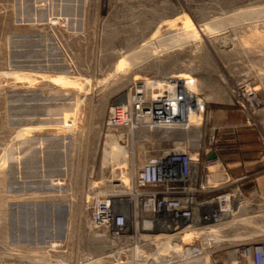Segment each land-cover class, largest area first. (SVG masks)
<instances>
[{"label":"rangeland","instance_id":"rangeland-1","mask_svg":"<svg viewBox=\"0 0 264 264\" xmlns=\"http://www.w3.org/2000/svg\"><path fill=\"white\" fill-rule=\"evenodd\" d=\"M171 77L196 81L200 127L107 128L137 82ZM205 134L255 163L225 239H264V0H0V264L97 258L109 246L88 222L92 194ZM208 251L193 264H214Z\"/></svg>","mask_w":264,"mask_h":264},{"label":"built area","instance_id":"built-area-1","mask_svg":"<svg viewBox=\"0 0 264 264\" xmlns=\"http://www.w3.org/2000/svg\"><path fill=\"white\" fill-rule=\"evenodd\" d=\"M159 83L137 82L125 102L111 109L107 128L132 134L191 132L197 127L194 119L200 127L204 106L196 81L171 77L162 90ZM215 143L214 134H205L196 148L175 143L151 158L130 183L92 194L88 222L109 248L97 258L92 255L87 264H170L176 257L171 246L194 256L184 261L188 264L197 263L209 248L217 250L214 264H264V239L234 243L224 237L227 225L237 222L241 185L250 177H229ZM212 155L217 158L210 160ZM167 239L170 249L165 251L160 244Z\"/></svg>","mask_w":264,"mask_h":264},{"label":"bare ground","instance_id":"bare-ground-1","mask_svg":"<svg viewBox=\"0 0 264 264\" xmlns=\"http://www.w3.org/2000/svg\"><path fill=\"white\" fill-rule=\"evenodd\" d=\"M163 86H164V83H162V82H160L159 83V88L162 90V88H163ZM193 123H195L196 124V126L198 127V125H199V120H197V119H194L193 121H192ZM196 129V128H195ZM196 131H198L199 132V130H196ZM118 137V136H117ZM121 137V136H120ZM109 138V137H108ZM123 139V138H122ZM128 139V138H127ZM112 141H114V142H116L117 144H118V141L116 140V139H114V138H112L111 139ZM120 141V140H119ZM118 145H120V144H118ZM157 149H158V147H157ZM108 150V152H107V154H109L110 155V157L112 156V155H114V154H120V152L121 153H123L122 155H121V158L124 160V165H127L128 166V157H129V152L127 151V150H124L123 148H118V150L117 151H115V153L113 152L114 150H112V148H110V151H109V149H107ZM128 152V153H127ZM149 153V152H148ZM106 154V153H105ZM153 155V154H152ZM155 155V154H154ZM147 160V159H146ZM125 179V178H124ZM58 184H60V183H58ZM249 220V219H248ZM242 221H244V220H242ZM235 221H232V223H234ZM162 247L164 248V250L165 251H168L169 249H170V245H169V239H167L164 243H162L161 242V244H160V248L162 249ZM163 250V249H162ZM170 250H172L173 252H174V254L176 255V257L175 258H173V259H169L170 261H169V263L170 264H172V263H177V262H182V264H184L185 262L184 261H188V260H191V259H193L194 258V256H189L188 254H186V255H183V253L181 252V251H179V249H177L175 246H171V249ZM190 253V252H189ZM208 256H209V252H207L206 253V255H205V257L208 259ZM166 261H168V260H166ZM198 262H200V259L198 260ZM175 263V264H176ZM187 263V262H186ZM157 264H159V263H157ZM160 264H163V263H160ZM165 264V263H164Z\"/></svg>","mask_w":264,"mask_h":264},{"label":"crops","instance_id":"crops-1","mask_svg":"<svg viewBox=\"0 0 264 264\" xmlns=\"http://www.w3.org/2000/svg\"><path fill=\"white\" fill-rule=\"evenodd\" d=\"M219 159L221 160L223 167L225 168L226 172L228 173L229 177L232 178H239V176L241 175V173L243 172V167H248V165H250V171L253 172L255 169V167L252 168V165H255L254 162H252V160H254V158L249 157V158H239L237 156H233L232 154L228 155V154H219ZM246 162V163H243ZM245 168V169H247ZM247 171V170H246ZM232 172V173H231ZM254 178V175L252 174L250 176V181H248V183L253 184L256 182Z\"/></svg>","mask_w":264,"mask_h":264},{"label":"water","instance_id":"water-1","mask_svg":"<svg viewBox=\"0 0 264 264\" xmlns=\"http://www.w3.org/2000/svg\"><path fill=\"white\" fill-rule=\"evenodd\" d=\"M217 158V156L216 155H212V156H210V160H213V159H216Z\"/></svg>","mask_w":264,"mask_h":264}]
</instances>
